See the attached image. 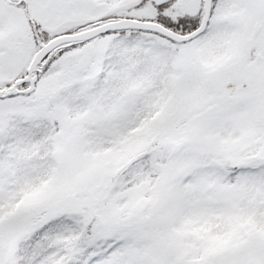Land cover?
I'll list each match as a JSON object with an SVG mask.
<instances>
[{
  "label": "snow or ice",
  "instance_id": "snow-or-ice-1",
  "mask_svg": "<svg viewBox=\"0 0 264 264\" xmlns=\"http://www.w3.org/2000/svg\"><path fill=\"white\" fill-rule=\"evenodd\" d=\"M0 264H264V0H0Z\"/></svg>",
  "mask_w": 264,
  "mask_h": 264
}]
</instances>
